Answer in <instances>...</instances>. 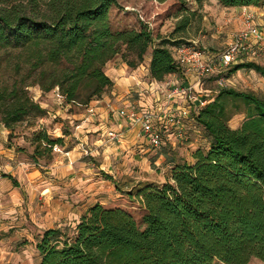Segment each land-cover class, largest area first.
<instances>
[{
    "label": "trees",
    "instance_id": "trees-1",
    "mask_svg": "<svg viewBox=\"0 0 264 264\" xmlns=\"http://www.w3.org/2000/svg\"><path fill=\"white\" fill-rule=\"evenodd\" d=\"M178 1L264 8V0ZM114 7L116 0H45L37 10L31 4L0 9V122L8 131L28 117L48 118L29 92L34 86L43 95L58 91L65 105L100 101L114 87L106 68L116 59L132 70L149 59L157 83L183 75L172 49L189 43L156 40L148 24L115 31ZM189 23L186 18L180 30ZM4 62L13 73L10 83H2ZM242 69L264 77V68L251 62L228 75ZM238 103L247 113L234 130L229 106ZM194 116L208 148L197 149L192 162H176L161 185L118 188L139 205L142 228L132 211L97 204L75 226L44 231L39 264H264V98L221 87ZM32 142L34 159H50L63 144L44 129Z\"/></svg>",
    "mask_w": 264,
    "mask_h": 264
},
{
    "label": "crops",
    "instance_id": "crops-1",
    "mask_svg": "<svg viewBox=\"0 0 264 264\" xmlns=\"http://www.w3.org/2000/svg\"><path fill=\"white\" fill-rule=\"evenodd\" d=\"M228 10L234 18L240 15L237 26L242 29L244 13H253L254 26L264 38V8ZM255 61L259 60L250 62ZM149 63L148 59L136 70L121 59L109 63L106 73L114 87L87 108L62 105L55 92L45 98L38 91L42 100L35 99L49 114L44 123L55 124L54 130L47 131L63 144L59 145L61 152H53L44 166L29 164L21 158V151L0 145V264H39L37 240L44 231L75 226L97 204L129 210L125 204L134 202L129 199L125 202L126 197L118 188L130 190L146 181V171L159 165L172 169L179 162L171 158L177 150L174 140L180 139L177 127L168 128L164 147L155 155L141 127L123 118L121 112L133 108L155 112L173 109L182 120L194 116L201 108L200 103L205 100L206 106L210 100L197 96L190 103L181 95L168 108L167 88L191 85L194 78L172 75L157 83L149 76ZM64 126L69 129L64 131ZM181 126L186 132L184 124ZM3 131L4 134L7 130ZM110 132L120 134V140L112 141ZM136 167L140 174L133 169Z\"/></svg>",
    "mask_w": 264,
    "mask_h": 264
},
{
    "label": "rangeland",
    "instance_id": "rangeland-1",
    "mask_svg": "<svg viewBox=\"0 0 264 264\" xmlns=\"http://www.w3.org/2000/svg\"><path fill=\"white\" fill-rule=\"evenodd\" d=\"M44 1L0 0V9L10 8L12 6H29L31 4V7L37 10L38 8H42ZM116 1L118 7L112 8L110 12V22L113 30H140L144 24H149L153 37L156 40L173 39L183 43L197 42L200 46L207 48L210 53L217 55H221L231 43L233 36L242 30L241 25L237 26L240 15L234 18L235 15H232L231 10L222 7L215 1L204 2L201 5H198L194 1L183 5L178 0H170L164 4L146 0ZM186 18L189 19L190 23L186 29L180 30L181 23ZM255 63L264 68V58L255 61ZM3 64L4 67L1 75L2 83H10L13 80V73L9 67H6L5 62ZM223 78L225 80L224 82H220L221 77L215 75L205 79L201 88H198L197 96L212 100L221 87H228L238 92L252 93L264 98V77L255 71L242 70L234 76H229L228 73H225ZM38 91V86L29 89L34 99L38 98ZM45 96L43 95V97ZM38 100H42V98H38ZM229 113L231 115L229 121L230 128H239L246 118L247 109L242 103L231 104L229 106ZM182 121L186 129V135L184 138L174 140L177 150L174 151L176 156L173 153L175 157L171 155V158L178 159L180 162H192L194 152L199 148H208L209 140L204 129L197 124L195 116L182 119ZM50 122L47 121L44 123L37 118L28 117L19 123L12 133L0 122V145L2 144L5 147L21 151V158L29 164L34 165L35 163H39L41 166H44L48 159L39 160L33 158L35 146L32 141L35 133L43 129L54 130L55 124H51ZM68 129V126L63 127L64 131ZM3 130L7 131L3 134ZM165 148H169L168 143ZM152 152L156 155L159 150L152 149ZM41 161H44V164ZM133 169H135L137 174H140L139 168L136 167ZM170 172L171 169H166L162 165H159L153 168L152 171H146L144 177L146 181L140 182L161 185L168 180ZM123 199L126 200L125 202L129 201L128 198ZM125 206L133 212L135 219L142 228L143 224L139 205L134 202L130 204L126 203ZM215 264L223 263L215 262ZM250 264L262 263L257 259H253Z\"/></svg>",
    "mask_w": 264,
    "mask_h": 264
},
{
    "label": "built area",
    "instance_id": "built-area-1",
    "mask_svg": "<svg viewBox=\"0 0 264 264\" xmlns=\"http://www.w3.org/2000/svg\"><path fill=\"white\" fill-rule=\"evenodd\" d=\"M255 15L245 12L243 15V29L237 32L227 49L218 56H212L207 48L200 46L197 42L183 44L172 49L176 62L182 67L184 76H193L194 83L188 86L168 87V108H170L177 96L184 95L190 103H194L198 92L195 88H201L203 81L212 76H220V82H224L223 75L233 67L264 58V38L254 26ZM149 25V24H148ZM64 104L63 98L58 91H54ZM205 101V100H204ZM199 107H203L205 102ZM196 107V106H195ZM167 108V109H168ZM121 115L135 125H139L142 132L154 150H161L164 147V134L169 127H177V137L184 138L186 132L183 128L181 117L173 109H163L162 112L138 111L133 108L130 111H122ZM44 122V120H41ZM109 138L112 141H119L121 136L116 132H110ZM53 152L60 153L61 148L55 146Z\"/></svg>",
    "mask_w": 264,
    "mask_h": 264
}]
</instances>
